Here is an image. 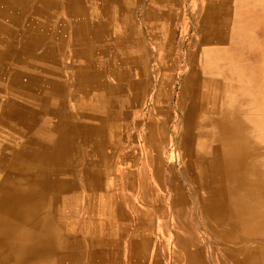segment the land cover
Segmentation results:
<instances>
[{
    "label": "bare ground",
    "instance_id": "1",
    "mask_svg": "<svg viewBox=\"0 0 264 264\" xmlns=\"http://www.w3.org/2000/svg\"><path fill=\"white\" fill-rule=\"evenodd\" d=\"M67 1L54 12L55 0H0V264H121L113 255L133 221L129 247L159 238L149 264L171 257L170 241L167 264H264V78L251 46L235 48L253 41L256 5L232 8L228 52L197 47L196 24L171 130L182 0H150L139 15L145 0Z\"/></svg>",
    "mask_w": 264,
    "mask_h": 264
},
{
    "label": "rangeland",
    "instance_id": "2",
    "mask_svg": "<svg viewBox=\"0 0 264 264\" xmlns=\"http://www.w3.org/2000/svg\"><path fill=\"white\" fill-rule=\"evenodd\" d=\"M233 1H234L233 8L235 10L238 0H233ZM247 1H249V0H247ZM214 2H215V0H182V4L184 6V12L180 10L181 21L177 22V27L175 29L174 38L171 40V43H170V45L168 47V49H170L172 51H175L174 75L172 77V80H171L172 82L170 83V86H169V89H168L169 90V97H168V101H167L168 111H170L169 112L170 122H169L168 126H171V130L173 128L175 129L177 127V112H176V107H175V105H176V103H175L176 102L175 101V95H176V89H178V87H176V86H178V85L176 83L182 77V71H181L182 69H180V68H183V67L187 66V59H188L187 55H188V53H189V57L190 56L192 57L193 54H194V52H193L194 51V48H193L194 44H193L192 40H193V37L195 36L194 34H195V30H196V24L197 23L200 24L199 22L201 21V24H202V27H203V33H202L201 39H199V42H198V39L195 40L196 46L197 47L206 46V48H208L209 46L206 45L207 44L206 42L208 40L210 42L215 41L214 33H215L216 26L214 28L212 26L214 24L218 25L219 22H222L220 20H218L216 22L215 21L212 22V19H213L212 15L215 14ZM261 2H262V0H260V2H258L259 6L256 5L257 7L255 6L253 8V13L249 12L247 14V18L249 19V21L247 22L248 23V30L253 35L252 36L253 41H251V44L249 43L248 45H245V44H247L246 37L243 36L241 38V40L239 41L240 43H238L237 47H235V48L236 49L240 48L241 50H246V48L249 45L251 46V49L249 50V52L253 55V57L251 58L252 59V63L254 65H259L258 72H260L261 73V77L264 78V68H263L264 65L261 63V59H262V57L264 55V51H263L264 50V3L261 4ZM149 3H150V0H145L144 2H142L140 4V6L138 8V15L142 12V10ZM232 15H233V20H234L235 15L234 14H232ZM25 18H23L21 20L22 23H26L27 22V16ZM182 21H183V23H181ZM188 21H189V23H188ZM211 38H212V40H211ZM158 41L159 42H163V41H165V38L161 37V38L158 39ZM183 45L185 47L188 45V47L186 48V51L183 50V49H185ZM241 45H243V46H241ZM151 47H153V46H151ZM148 50L151 51V48L148 47ZM2 53L4 55H6L7 61H9V63L7 65L11 66L13 64L12 60L15 57L14 53L11 52L8 49L4 50ZM183 53L185 54V57L183 56ZM257 53H259V55ZM243 60H244V57H243ZM12 70H13L12 66L9 67L7 78H9V74L11 73ZM201 72H202V70H201ZM207 100H208L207 101L208 104L211 103L210 102V98L207 97ZM207 102H205V109H204L205 115L209 114V111H210V105H208ZM149 103L150 102L148 100L146 102V104H145V107L140 111L141 116H145L146 111L148 109H150V104ZM133 131H135V129H133ZM171 152H172L171 151V146H170V143H168V146H166L164 153H166L167 155H170V154H173ZM97 163H99L98 159H97ZM234 169H235V167H234ZM239 169H240V166H239ZM91 177H92L91 174H88V178H91ZM99 181H100V183H98V184L96 183V184L99 186V188H101L103 179H99ZM87 190L88 191L90 190V186L89 185L87 186ZM95 192H96V187H95ZM128 193L130 195V199L133 202L135 200L136 202H138L137 204L140 203V198L133 191L128 192ZM86 201L87 202L86 203L84 202V204H83L84 208L86 207V205L90 206L88 192H87V200ZM100 208H101L100 202H98V206L95 209L96 210V214H95L94 219L95 218L96 219L99 218V216L101 214ZM94 222H95V220H92L90 222V226L91 227H90V231L88 232V235L85 236V238H84L85 243H89L91 240H96V239H94L95 238L94 235L96 233L94 228H93V223ZM171 227L173 228L174 226L171 225ZM137 228H138L137 222L133 221V223L131 224L129 229L124 231V232H122L123 233L122 234L123 235V237H122L123 243H121L119 248L116 250V255H113L111 253V250H110L109 247L107 248L108 251H107L106 254H108L109 257H112V255L114 257H118L121 260V264H129V261H131V262L135 261L136 262L137 259L140 260V258H142V257H143L142 258L143 259V264H145L144 261L146 262L147 257H148V264H149L150 263L149 260L152 258L153 250L155 251V248H156V246H155L153 241H154V239L158 240L159 238H156L157 234L155 233V234H152V237H151V239L149 241V244H148V239L146 240V243H142L143 241H141V240H143V239H140V240H138L137 246L135 245L134 248H133V245L131 247H129L128 243L131 240L130 237L133 236V234L136 232ZM61 231H63L62 235L66 236V237L67 236L68 237H72V235L75 234L74 229L73 230H69V228L65 227V226L63 227V229ZM129 234H132V235L130 237H128ZM146 246H147V248H146ZM148 247H149V249H148ZM135 249H136V252H137V257H136V255L134 253ZM173 249H174V246H173L172 242L171 241L167 242L168 254L170 255V251H171V257L168 260H167V258L164 259L163 260L164 264H167V262L168 263L169 262L170 263L173 262V259H172V257H173ZM144 250H145V252H144ZM91 251L92 250L89 248V249H87L84 252L88 253V254H91ZM149 252H151V256L148 255ZM130 253L132 254V258H129ZM126 257H127V259H126Z\"/></svg>",
    "mask_w": 264,
    "mask_h": 264
},
{
    "label": "crops",
    "instance_id": "3",
    "mask_svg": "<svg viewBox=\"0 0 264 264\" xmlns=\"http://www.w3.org/2000/svg\"><path fill=\"white\" fill-rule=\"evenodd\" d=\"M55 1L57 3V6L55 5L56 7L54 9H52L51 11H54V12L62 11V12H64L65 10H67L66 9V7L68 5L67 0H55ZM262 2L264 3V0H262ZM233 3H234L233 0H215V2H214V10H215L216 17L218 18V20L223 21V22H219L218 25H215L216 28H215L214 35H215V42L216 43L214 44V46L218 52H226V51L228 52V50H231L233 47V45L231 44V40H232L231 34L232 33L230 32V30H231L230 27H232ZM246 3L247 4L250 3L251 5L252 4L258 5L257 0H249V2L247 1ZM183 8H184V6H183ZM183 12H184V10H183ZM61 16L64 19V16L63 15H61ZM3 18H5V17H3ZM178 21H181L180 16H179ZM181 23H183V21ZM228 29H230V30H228ZM49 35L52 36L54 40H58L57 37L62 36L61 34H58V32L56 30L51 31V32L49 31ZM228 41H229V43H227ZM187 47H188V45L186 47L184 46L185 49H183V50L186 51ZM261 63L264 65V55L261 59ZM64 71H63V73H64ZM1 78L2 79L6 78V75L5 74L2 75ZM21 79H26V77H23V78L21 77Z\"/></svg>",
    "mask_w": 264,
    "mask_h": 264
}]
</instances>
